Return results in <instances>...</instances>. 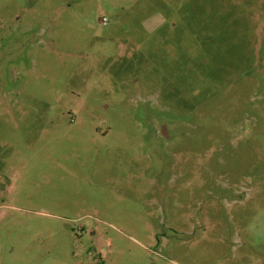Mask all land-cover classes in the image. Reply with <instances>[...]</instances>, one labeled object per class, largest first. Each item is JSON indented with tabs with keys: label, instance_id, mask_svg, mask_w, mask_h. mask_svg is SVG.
<instances>
[{
	"label": "rangeland",
	"instance_id": "rangeland-1",
	"mask_svg": "<svg viewBox=\"0 0 264 264\" xmlns=\"http://www.w3.org/2000/svg\"><path fill=\"white\" fill-rule=\"evenodd\" d=\"M0 264H264V0H0Z\"/></svg>",
	"mask_w": 264,
	"mask_h": 264
},
{
	"label": "built area",
	"instance_id": "built-area-1",
	"mask_svg": "<svg viewBox=\"0 0 264 264\" xmlns=\"http://www.w3.org/2000/svg\"><path fill=\"white\" fill-rule=\"evenodd\" d=\"M101 22L104 24V23L106 22V19L103 18V19L101 20Z\"/></svg>",
	"mask_w": 264,
	"mask_h": 264
},
{
	"label": "water",
	"instance_id": "water-1",
	"mask_svg": "<svg viewBox=\"0 0 264 264\" xmlns=\"http://www.w3.org/2000/svg\"><path fill=\"white\" fill-rule=\"evenodd\" d=\"M164 131V130H163Z\"/></svg>",
	"mask_w": 264,
	"mask_h": 264
}]
</instances>
